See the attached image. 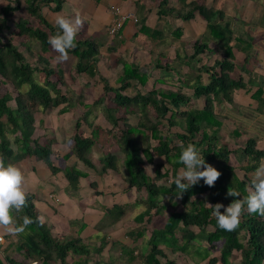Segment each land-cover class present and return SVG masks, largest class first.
<instances>
[{"label":"trees","instance_id":"trees-1","mask_svg":"<svg viewBox=\"0 0 264 264\" xmlns=\"http://www.w3.org/2000/svg\"><path fill=\"white\" fill-rule=\"evenodd\" d=\"M7 1L8 4L0 8V159L5 164H17L27 157H35L44 161L54 174L63 172L70 188L77 191L87 173L75 165L57 166L52 158L55 141L42 142L41 137H35L38 113L55 111L64 114L72 111L78 100L74 93L66 91L65 69L51 66L48 58H54L58 52L55 50L54 53L49 43L57 25L49 21L47 14L61 12L66 0ZM151 1H159L158 15L161 19L176 17L191 21L200 15L207 22L211 37L203 36L194 42L190 53L186 52V44L183 43V59L186 62L192 63L209 51L212 40L223 57L211 67L201 66L194 70L189 75L190 80L184 77V84L181 83L183 77H180L174 88L165 89L154 84L150 90L147 87L153 70H144L134 62L116 57L115 63L120 66V72L112 85L98 70V63L105 56V45L86 31L77 34L76 47L69 50V56L76 58L71 74L88 78L98 76L103 93L91 104H83L84 110L75 118L71 151L65 159L73 156L101 178L115 174L135 188L137 197L134 203L103 206L106 217L114 221L123 218L129 209L136 206L144 208L143 213L135 217L134 225L126 229V235L132 242L145 240V246L137 256H134V250L124 247L131 261L136 258L138 264H179L169 258V253H185L195 245V240L202 239L206 245L205 254L192 251L203 261L207 260V264H233L235 253L239 255L238 264H264V215L249 213L245 204L240 223L229 231L220 228L212 214L217 202L227 206L232 200L247 196L250 187L253 189L251 180L239 178L235 167L228 163L232 152L220 143L219 132L223 123L215 110L217 100L232 102L234 91L246 89L243 77L235 75V51L241 49L238 45H245L243 50L246 47L247 62L252 44L250 40L235 38L227 27L216 23L217 12L208 7L205 0ZM22 8L28 16L15 19V13ZM138 25L140 32L153 41H160L162 45L158 46L162 49L170 45L162 29L149 28L141 20ZM173 32V45H176L182 28L177 27ZM16 42L27 53L38 43V61L42 66L27 61L25 52L19 50ZM122 42L119 39V44ZM176 47L179 50V44ZM107 50L113 53L116 46H108ZM178 50L176 59L179 60ZM164 57L162 52L153 69H173L170 62H164ZM36 74L42 76L37 79ZM160 81L163 82L162 79ZM185 88L193 90L192 96L183 91ZM193 97L203 98V108L191 106ZM253 98L264 106L261 87ZM181 106L187 108L181 110ZM96 110L101 111L107 126L96 124L97 116H93ZM91 116L94 118L91 119ZM84 124L90 130L88 134L83 129ZM40 125L42 127L43 122ZM108 143H114L118 152L104 153L97 157L98 164H94L89 154L94 148L102 149ZM188 143L196 144L205 160L217 167L221 175L213 186L205 184L201 178L199 183L180 195L181 190L175 186L173 179L183 167L179 156ZM256 143L250 138L242 149L248 161L246 171H255L264 158V150L257 149ZM157 158H163L164 163H159ZM147 165L154 166L153 175L148 174ZM95 186V183L91 184L92 188ZM229 188L236 189L240 195H229ZM165 199H168V205L163 204ZM165 212V224L149 229L153 218ZM24 216H30L33 222L23 231L14 233L10 246L23 259L7 257L4 261L0 260V264H89L94 261L95 255L92 256L91 249L79 236L63 240L51 233L40 220L35 196L31 193H26L25 205L13 211L17 224L23 223ZM105 246L103 242L96 254H100ZM215 249L218 255L212 254ZM69 256L80 259L70 263Z\"/></svg>","mask_w":264,"mask_h":264},{"label":"crops","instance_id":"crops-1","mask_svg":"<svg viewBox=\"0 0 264 264\" xmlns=\"http://www.w3.org/2000/svg\"><path fill=\"white\" fill-rule=\"evenodd\" d=\"M198 1L202 2V0ZM205 3L208 7H213L216 10L217 15L214 19L216 23L227 27L233 32L235 38L250 40L252 44L247 62H245L246 54L244 53L246 47L243 50L245 45H238L241 49L238 48L235 51V75L243 77L247 85L246 89L234 91L232 94V102H226L224 100H217L215 102V110L223 123L219 132L220 143L228 147L232 152L229 155L228 163L232 167H235V173L239 178L245 177L252 180L254 171H246L245 168L248 166V161L243 155L242 149L251 138L256 140L257 149L264 150V106H260L253 98V94L261 87L262 98L264 99V0H205ZM158 4L159 1L153 2L151 0H66L61 12H48L47 17L51 14H56V17L63 15L75 18L79 15L82 18L83 24L77 34L86 31L87 34L93 36L105 45L103 48L105 50V56L98 63V70L103 77L108 79L110 76L109 71L112 70L117 78L120 72V66L115 63V58L121 57L140 65L144 70H153L152 77H150L148 82V90L154 84L158 87L171 89L178 84L180 77H183L181 83L184 84V77L190 80L189 75L194 70L201 66H213L217 60L223 57V54L212 40L209 44V51L198 56L192 63L186 62L183 59V43L186 44V52L190 53L191 46L194 42L200 40L203 36L211 37L209 35L208 24L200 15H196L191 21L185 22L176 17L161 19L158 15ZM115 7H119L123 13L135 14L149 28L162 29L164 37L167 42H170V45L162 49L158 46L161 44L160 41L151 40L146 34L139 31L138 24L131 21L127 22L117 35L110 34L109 27L116 18V15L113 13V8ZM55 19L53 18L54 21ZM177 27L182 28V35L177 42L179 44V50L176 47L177 44L173 45L174 39L172 36L174 34L173 30ZM119 39L123 40L120 44ZM111 45L116 46V51L113 53H109L107 50L108 46ZM177 50L181 56L179 60L176 59ZM167 51L169 52V57L168 59L165 57L164 62H170L173 68L172 70H168L173 74L168 78L165 76L162 77L161 73L166 69H153L155 64H157V61L153 62L154 57L161 52H164L166 56ZM147 58H149L148 63L152 66L148 65L145 68L141 64ZM57 62L56 67L63 68L60 64L61 61ZM178 64L180 65L179 68L176 67ZM104 67L110 70L107 71ZM69 72L71 74L70 70ZM80 76L88 78L85 75ZM96 78L98 76L88 79L93 80ZM161 79L163 82L160 81ZM69 80L71 83L76 80L78 84L81 81L85 82L84 85L87 87L98 83L94 82L91 85L90 80L85 81L84 79L77 82V79L74 78L73 80L66 76V91L79 95L80 97L82 95L77 90L75 91L73 86L69 87ZM183 91L191 96L193 94V90L190 88H185ZM102 93L103 88L100 95ZM84 99L86 100L84 104H91L94 101L88 103L89 100L87 102L85 97ZM203 105V98L196 99L193 97L191 106L201 109ZM186 108L185 106H181L180 109L184 110ZM98 113H101V111L96 110L93 116H97ZM68 115H70V119L65 117ZM59 116L61 117L60 121H65L67 124H71L73 120L75 122V118L78 117L73 114V109L70 112L59 114ZM98 124L107 126L101 122ZM73 130L65 142L56 139L53 143L54 162H57L55 163L57 166L64 167L66 164L74 165L77 161L73 156L69 157L68 160L65 159V156L71 151L70 139ZM88 131L90 132V130ZM38 134L40 135H38L39 137L47 138L45 131L42 134L38 132ZM57 134L59 135V132ZM61 147L69 150L60 153L58 149ZM95 160L97 161L98 158L93 159L94 164L97 165ZM261 162H264V158ZM15 165L23 171L25 177L23 187L26 193H31L35 196V207L40 220L47 225L54 236L62 239L71 234L74 236L76 233V236H79L91 249L92 256L95 255L94 261L89 264H97V262L101 264H138L135 260L136 258L130 263L131 256L124 250V247L130 248V250H134V256H137L145 246V240L143 238L137 242H132L126 235V229L134 225L135 217L138 214L134 216L132 214L134 208H132L127 211L123 218L114 221L106 217L103 208V206L111 207L114 204L133 202L132 199L128 201L122 199V197H126L128 194L134 195V192L137 193L135 188L130 187L115 174L101 178L95 175L93 171L94 176H97L94 177L88 171L78 167V169L86 172L88 176L81 182L79 190L73 191L63 172L60 171L54 174L42 160H38L35 157H27L23 162ZM113 175L116 181L113 180ZM92 183H95L97 189L91 187ZM113 185L117 188V191H111ZM249 191H252L251 187ZM107 197L117 198L116 202L113 204L107 203L109 202L106 200L108 199ZM156 217L153 218V223L149 225V229L154 225H158L154 223ZM105 219L110 225L102 224ZM98 225L107 226L109 231L100 234ZM0 236L3 237V241L0 243V260L4 261L7 257L14 260H22L23 257L18 251L10 247L14 241V233H9L6 226L0 225ZM103 242L106 243L105 248L100 254H96V250L100 248ZM184 257L187 258L186 256ZM79 259L76 256H69L68 260L70 263H73L79 261Z\"/></svg>","mask_w":264,"mask_h":264},{"label":"clouds","instance_id":"clouds-1","mask_svg":"<svg viewBox=\"0 0 264 264\" xmlns=\"http://www.w3.org/2000/svg\"><path fill=\"white\" fill-rule=\"evenodd\" d=\"M57 31L49 37V43L57 52V61L68 59L69 50L76 47V36L83 24L82 18L58 15L55 19ZM179 160L183 167L173 179L175 186L180 189V195L189 187L199 183L201 178L209 186H213L221 172L213 164L207 162L199 147L194 143H188L183 147ZM24 174L15 164H5L0 159V225L6 226L9 233H18L33 222L30 216H24L23 223L14 221L13 211L19 210L26 203V191L23 187ZM252 191L243 199H234L225 206L221 202L214 204L212 214L217 224L225 230H233L240 223V217L244 205L249 213L264 215V162L255 169L252 176ZM229 195L238 197L240 194L234 188H229ZM224 208V211L220 209Z\"/></svg>","mask_w":264,"mask_h":264},{"label":"rangeland","instance_id":"rangeland-1","mask_svg":"<svg viewBox=\"0 0 264 264\" xmlns=\"http://www.w3.org/2000/svg\"><path fill=\"white\" fill-rule=\"evenodd\" d=\"M7 4H8V1L7 0H0V8L3 7V6H5V5H7ZM27 16H28V14H27L26 10L24 8H22L20 11H18V12L15 13L14 18L15 19H18L19 17H27ZM53 18H56V14H51V15L48 16V19L51 21V23L52 24H55V21L53 20ZM31 20H33V19H31ZM33 21H34V25L35 26H38L37 23H36V21L35 20H33ZM7 34H9V32H7ZM16 45L18 46L19 50H21L22 52L23 51L25 52L27 61H30L33 64H36L37 66H42V64L39 63V61H38V54L40 53L38 43H35L33 45V48H32V50H31L30 53H27L25 51V48L22 47V46H20L18 44V42H16ZM53 50H54V53H55V49H53ZM160 54H162V52ZM160 54L157 55L156 57H154V59L151 58V59L154 60L153 62H156L157 61V59L160 56ZM166 54L167 55L165 57H167V59H168L169 52L167 51ZM48 56L49 55L47 54L46 57H48ZM48 58H49V63L51 64V66L53 65L54 67H56V63H58L57 60L55 59L56 56H54V58H50V57H48ZM144 60H146V61H143L141 65H144L145 68L148 67V65L152 66L150 63H148L149 62V58L144 59ZM75 63H76V58H74L72 56H68V59L60 62L61 66L66 71L67 78H70V79L72 78L73 80L75 78V79H77V82H79L80 80H83V79L85 81L90 80L91 81V85L94 82H98L96 85L87 87L86 85H84L85 82H82L81 81L82 84L81 83L78 84V83H76V80L73 81V83H71V81L69 80V82H70L69 83V87L73 86L75 88V91L77 90L78 93H80L82 95V97H83L82 98L79 95H75L78 100H77V102H76V104H75V106L73 108V114H75V115L78 116L80 114V112L84 109L83 104L86 102V100L84 99V97L87 99V102L89 100L88 103L92 102L98 95H100L103 86H102V83L99 82L98 78L92 80V79H88V78H83L81 76L79 77V76H77L75 74H70L69 70L71 69V66H73V64H75ZM176 67L179 68L180 65L178 64V65H176ZM104 69L107 70V71L110 70V69L108 70L106 67H104ZM161 73H162V77L165 76L166 78H168L169 76H172L173 75L168 70L167 71L166 70H163ZM109 74H110V76H109L108 80H109V82L112 85H114L116 83V75H115V73L112 70L109 71ZM35 76H36L37 79H39L42 75L41 74H36ZM143 90H145V89H143ZM82 107H83V109H82ZM101 115H102L101 113H98L97 114V117H96V122L97 123L96 124H98V123L101 122V123H104V124L107 125L106 121L104 120V118ZM65 117H68V119L71 118L70 115L65 116ZM55 118H56V120H55ZM92 118H94V117H91V119ZM60 120H61V117L55 111L54 112H51L50 114L38 113L37 116H36L37 133L35 134V137L36 136L37 137L40 136L38 134V132H40L42 134L45 131V133L47 134L46 135L47 138L41 137L42 138V142H46L47 140H50V139H53L54 141L56 139H58V140H60L62 142H65L66 139L70 137V133H72V130L74 129V123L75 122L73 120L71 124H67V123H65V121H60ZM41 122H43V126L42 127L40 125ZM163 124H164L163 125V128L166 127L165 126V123H163ZM83 129L85 130V132L87 134L89 133V131H88L89 129H88V127L85 124L83 125ZM57 132H59V135L57 134ZM70 143H71V139H70ZM108 144L104 148H102V149L101 148H97V149L94 148L92 150V152L89 154V158L92 159V161H93V159H96L100 155H103L104 152L105 153H113V154H115V153L118 152V147L114 143H112V144L111 143H108ZM58 150L60 151V153H64L65 150H66V148L65 147L64 148L61 147ZM68 150L69 149H67L66 152ZM52 158L55 161V156L54 155H53ZM157 159H158L159 162H162V161L164 162L163 158H157ZM95 162L98 164V160L97 161L95 160ZM55 163H57V162H55ZM74 165L77 168L79 167V168L84 169L85 171H88L89 174H92L94 176L93 170L92 169H89L86 166H84L81 162L76 161V163ZM153 171H154V166L147 165V172H148V174L153 175ZM95 175H97V174L95 173ZM94 177H97V176H94ZM113 180L116 181L115 176H114ZM160 183H162V182H160ZM88 184H89V182H88ZM122 187H124V186L122 185ZM95 189H97V186L95 187ZM111 191L112 192L117 191V188H115V186L113 185V187L111 188ZM133 194L134 195L128 194V195H126V197H122V199H125V200H128V201H131V199H132L133 202H131V203H134L135 200H136V197H137V193L134 192ZM107 198L108 199H106V200L109 201L107 203H111V204H113L114 202H116V199H117V198H114L113 199V197H107ZM163 204L164 205H168V199H165V201H164ZM143 211H144V208L143 207L136 206V207H134V210L132 211V214L134 216H136L137 214L143 213ZM166 215H167V212H165L162 216L156 217L154 219V221H155L154 223L155 224H158V225H161V226L164 225L165 222H166ZM102 224H109V223H107V220L105 219L102 222ZM103 226L104 225H98V229L100 230V234H103V233H106V232L109 231V228H107V226H104V227ZM72 237H76V233L74 234V236H73V234H71L69 236L63 237L62 239L63 240H66V239H69V238H72ZM204 243H205L204 240L197 239V240H195V245L194 246H191V248L188 249L187 252H185V253L184 252H181L180 255L179 254H176V253H174V254L169 253V255H170L169 258L170 259L177 260V262L179 264H207V260L203 261L201 259V256L200 255H198L197 253H195V252L192 251V250H197V251L200 252V254L201 253L205 254V252H206V250H205L206 245ZM188 251H189V253H188ZM190 251H191V253H190ZM212 254L213 255H218L219 252H218L217 249H215V250L212 251ZM184 256H186L187 258H185ZM233 259H234V260H232L233 264H238L239 263V255H238V253H235ZM131 262L132 261H131V258H130V263Z\"/></svg>","mask_w":264,"mask_h":264},{"label":"built area","instance_id":"built-area-1","mask_svg":"<svg viewBox=\"0 0 264 264\" xmlns=\"http://www.w3.org/2000/svg\"><path fill=\"white\" fill-rule=\"evenodd\" d=\"M113 13L116 15L113 23L109 27V32L112 35H117L127 22H133L138 24L140 19L133 13H123L119 7L113 8ZM3 241V237L0 236V243ZM36 264V263H35Z\"/></svg>","mask_w":264,"mask_h":264}]
</instances>
